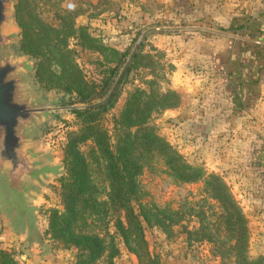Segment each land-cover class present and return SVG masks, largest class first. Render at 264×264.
<instances>
[{
    "label": "rangeland",
    "instance_id": "374dc122",
    "mask_svg": "<svg viewBox=\"0 0 264 264\" xmlns=\"http://www.w3.org/2000/svg\"><path fill=\"white\" fill-rule=\"evenodd\" d=\"M21 2L22 16L32 20L34 29L62 31L73 25L103 48L98 54L82 49L74 37L67 40L69 63L97 94L105 83L116 84L123 75L116 102L100 122L110 135L113 119L135 91L156 99L176 97L175 108L150 114L149 126L182 163L203 177L195 183L178 182L159 155L142 168L136 182L146 218L143 234L149 262L238 264L231 251L235 236L225 232L220 203L202 182L215 176L246 221V264H264V132L252 129L236 106L240 97H245L241 106L248 97L245 88L243 95L236 93L241 85L238 78L245 83L264 61L260 47L248 42L253 31L262 28L258 16L264 12V0H11L15 34L11 51L32 67L25 74L26 90L34 100L64 110L44 118L31 134L41 162L54 174L34 185L30 231L15 226L14 214L4 206L5 196L0 193V251L11 253L16 264H74L76 256L74 249L52 240L47 228L50 211L62 212L63 148L67 134L78 128L71 112L82 105L75 103V96L44 89L36 82L37 60L19 50L21 31L15 12ZM54 43L43 42V56L48 59L47 70L58 72L66 59H59L61 48ZM169 100V104L175 101ZM79 152L88 159V170L96 173L89 160L96 156L91 143L79 147ZM99 173L91 179L93 197L103 201L107 187ZM91 220L86 219L88 230L100 233L98 223ZM116 244L119 255L112 264H140L121 241ZM94 264L106 260L101 257Z\"/></svg>",
    "mask_w": 264,
    "mask_h": 264
},
{
    "label": "trees",
    "instance_id": "16d2710c",
    "mask_svg": "<svg viewBox=\"0 0 264 264\" xmlns=\"http://www.w3.org/2000/svg\"><path fill=\"white\" fill-rule=\"evenodd\" d=\"M18 6L15 19L21 31L19 50L37 60L34 73L36 82L44 89H56L75 96V103L82 105L71 112L78 128L66 136L63 175L59 179L62 212L50 211L48 234L64 249L76 251L74 264H94L101 257L106 260V264H112L119 255L117 240L140 264H152L144 240L143 223H146V218L141 211L136 182L142 168L154 155H159L165 168L178 182L195 183L203 177V174L182 163L171 147L149 126L150 114L175 108L176 97L167 94L157 96L161 98L156 99L142 91H135L128 96L122 111L113 119L110 135L100 122L116 102L120 91L118 84L123 75H120L116 84L105 83L97 94L95 87L85 82L76 67L69 63L67 40L74 37L82 49L98 54L102 53L103 48L85 31L76 32L73 25L62 28V31L50 27L34 29L32 20L22 16V2ZM63 25L67 26L65 21ZM50 41L61 48L58 51L59 59H66L65 66L58 72L47 70L50 66L47 64L48 59L43 56V42ZM109 52L117 56L114 51ZM125 71L128 72L127 69ZM237 90L240 93L241 87ZM171 97L175 101L169 104ZM240 102L236 105L237 110L241 107ZM244 105L248 108L249 103ZM87 143H91L96 154L89 159L97 168L96 173L88 170V159L79 152V147ZM98 166L102 169L100 173ZM97 173L102 174L107 187L103 201L93 197L95 184L91 179L99 176ZM202 182L206 192L211 191V197L220 203V221L225 232L235 236V245L231 251L235 252L238 264H246L243 255L247 247V242L243 241L247 234L244 217L225 184L217 177L210 176ZM90 217L91 221L98 223L100 233L88 230L86 219ZM0 264L16 262L11 253L0 251Z\"/></svg>",
    "mask_w": 264,
    "mask_h": 264
},
{
    "label": "water",
    "instance_id": "95a60500",
    "mask_svg": "<svg viewBox=\"0 0 264 264\" xmlns=\"http://www.w3.org/2000/svg\"><path fill=\"white\" fill-rule=\"evenodd\" d=\"M14 36L11 0H0V193L5 196L4 206L14 214L15 226L30 231L34 185L54 174L41 162L31 134L44 118L64 108L29 96L25 74L32 67L11 51Z\"/></svg>",
    "mask_w": 264,
    "mask_h": 264
},
{
    "label": "crops",
    "instance_id": "0c3cea01",
    "mask_svg": "<svg viewBox=\"0 0 264 264\" xmlns=\"http://www.w3.org/2000/svg\"><path fill=\"white\" fill-rule=\"evenodd\" d=\"M258 17L260 18L258 19L259 20L258 23L263 21L262 28L261 29L258 28L257 30L251 29L250 31L254 30L253 31L254 34L251 35L250 37L253 38L254 40L250 38L248 42L255 44V46L257 44V47H260V49H262L260 53L263 52L262 55L264 56V12L260 13V16ZM257 39H259V42H257ZM253 72L255 73L254 75H252L253 77L249 80L246 79L245 83H239L241 81L240 78H238L237 83L241 84L240 85L241 89L245 88L247 91L248 97L246 98V100L249 103L248 108L245 107V105L240 107L241 109L240 116H242V118L245 117L246 119L250 120L248 121V123L252 125L251 126L252 129L254 130L262 129V131L264 132V61L261 65L255 68ZM240 93L241 95H243L241 90ZM240 93H238V95H240ZM244 98L245 97H240V100H242L243 102Z\"/></svg>",
    "mask_w": 264,
    "mask_h": 264
},
{
    "label": "clouds",
    "instance_id": "9594fccd",
    "mask_svg": "<svg viewBox=\"0 0 264 264\" xmlns=\"http://www.w3.org/2000/svg\"><path fill=\"white\" fill-rule=\"evenodd\" d=\"M73 7V5H69V8L71 9Z\"/></svg>",
    "mask_w": 264,
    "mask_h": 264
}]
</instances>
